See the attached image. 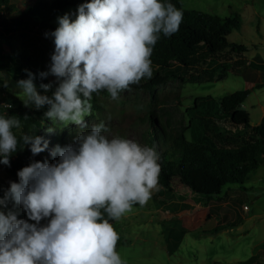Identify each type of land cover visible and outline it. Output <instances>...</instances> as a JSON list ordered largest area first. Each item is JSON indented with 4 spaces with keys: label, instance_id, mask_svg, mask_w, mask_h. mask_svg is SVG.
Instances as JSON below:
<instances>
[{
    "label": "clouds",
    "instance_id": "1",
    "mask_svg": "<svg viewBox=\"0 0 264 264\" xmlns=\"http://www.w3.org/2000/svg\"><path fill=\"white\" fill-rule=\"evenodd\" d=\"M77 13L75 20L59 17L51 33V64L40 73L55 77L51 96L37 91L32 73L16 85L25 107L47 106L44 116L53 125L48 133L58 125L87 129L94 94L106 91L117 100L151 79L161 34L172 36L183 21V12L168 0H90ZM40 87L49 92L53 83ZM20 128L17 117L0 116V164L10 165L20 140L33 155L48 149L42 136L18 140L13 130ZM106 131L103 122L95 124L72 144L57 145L51 152L59 158L55 162L35 161L18 171L19 182L10 184L0 206L10 199L28 219L0 211V264H125L117 250L119 233L109 221H119L135 204L145 206L159 190L160 157L152 147L109 138Z\"/></svg>",
    "mask_w": 264,
    "mask_h": 264
},
{
    "label": "rangeland",
    "instance_id": "2",
    "mask_svg": "<svg viewBox=\"0 0 264 264\" xmlns=\"http://www.w3.org/2000/svg\"><path fill=\"white\" fill-rule=\"evenodd\" d=\"M13 1L10 10L5 5L1 8L3 11L0 18L19 15L20 10H25L34 2ZM181 3L186 9L221 17L233 11L239 12L240 26L238 29H232L227 34V39L246 45V50L240 57L242 64L220 74L219 62L223 60V57H220L205 66L206 71L211 72L209 81L180 83L172 78L156 85V95L159 98H168L164 103L156 105H153L154 100L144 89L131 88L130 91L122 92L117 100H113L106 91L102 92L98 96L100 108H92V115L86 118L88 128L58 125L55 132L46 131V140L49 142L47 150L52 149L53 138L60 136L72 141L78 133L87 132L93 125L101 122L106 125L107 131L104 134L109 138L118 136L142 144L144 130L151 125V121L149 116L140 119V115L148 111L154 114V122H162L176 129L187 125L190 120V128L185 130L187 137H190V131L192 134L204 133L198 115L206 116L207 112L203 107L187 110L193 106L192 100L195 96H209L207 103L215 109L217 100L223 94L250 87L254 82L261 80L259 70L251 68L247 62H256L255 55L264 62V0H181ZM79 6L65 7L57 12L52 18L54 25L59 27L58 18L65 14L75 20ZM30 31L26 34H32V30ZM21 40L16 38L10 43L19 46L22 45ZM38 43L39 66L35 72L25 73L26 76L18 73L8 76L0 64V74L3 76L0 79V116L7 118L10 115L6 109L8 106L4 104L9 102L8 98L16 100L13 104L9 103L10 108L16 109L19 102V107H23L25 112L21 116L17 113L16 116L21 120V128L13 131L19 138L24 135H36L40 128L46 130L53 127L44 114L39 116L36 113L34 105L25 107V98L18 95L21 90L16 86L17 81L27 79L29 73L34 75V83L36 80H45L48 83L55 81V77L51 75L40 76V73L49 70L51 55L43 40ZM5 84L7 86H4ZM35 85L38 90L40 86L36 83ZM172 93H176L177 97L171 98ZM241 107L247 110L250 124L258 123L264 116V85L250 89ZM216 111L215 109L211 112L214 115H211L213 120H217ZM25 116L29 119L25 120ZM34 122H37V125ZM212 137L216 142H237L231 139L230 134L223 133L221 139L217 135ZM19 145L29 155L40 159L43 157L42 153L33 155L30 145H23L22 140ZM18 154L20 156V150H17ZM257 158L258 165L244 178V187L229 184L230 188L226 189L219 200L202 199L198 195L200 183L190 190L179 180H174L171 191L159 188L152 193L145 206H133L131 212L119 221H113L112 224L120 237L117 250L125 264H239L251 254H258L259 262L264 264V158L261 153L257 154ZM0 177L8 185L19 182L18 178L10 177L1 168ZM219 222L233 225L213 233L204 232ZM47 223L48 220L43 225ZM177 234L179 237L175 239Z\"/></svg>",
    "mask_w": 264,
    "mask_h": 264
},
{
    "label": "trees",
    "instance_id": "3",
    "mask_svg": "<svg viewBox=\"0 0 264 264\" xmlns=\"http://www.w3.org/2000/svg\"><path fill=\"white\" fill-rule=\"evenodd\" d=\"M90 0H34L25 10H20L19 15L0 18V64L8 76L21 74L25 75L30 71L35 72L39 66V43L43 40L49 54L54 52V37L51 33L57 28L52 18L65 7L79 6ZM176 8L183 12V21L179 30L170 37L161 34L154 47L151 59L153 75L151 79H143L139 84L132 85L134 89L147 90L154 100L153 105L164 103L168 98H159L154 90L156 85L165 83L169 79H177L180 83L209 81L211 72L206 71L205 66L212 60L223 57L220 61L219 73L236 68L243 60L241 53L246 50V45L227 39V34L232 29H238L241 22V15L237 11L226 16L202 13L193 9L183 7L181 0H168ZM8 10L13 7V0H0ZM32 34H26L27 31ZM21 38L22 45H12V40ZM258 59V56H254ZM247 64L261 72V80L254 82L252 86L235 89L223 94L217 100L215 106L217 120H213L214 107L208 105L209 96H195L192 100L193 108L203 107L207 112L206 116L198 115V120L202 124L204 133L197 132L190 137L185 135V130L190 128V120L187 125L180 129L167 126L162 122H154V114L151 111L140 115V119L149 116V125L143 134L142 146L146 145L154 148L159 154L158 163L161 166L159 175V188L171 191L174 180H179L183 186L192 190L197 183H200L198 195L204 200H219L229 189V184L244 187L243 181L246 175L258 165L257 154L261 153L264 158V116L258 123H249L247 110L241 107V103L249 93L250 89L264 85V63L249 61ZM26 76V75H25ZM37 86L48 84L45 80H36ZM49 92H44L40 87L37 91L41 95L51 96L56 84ZM0 87L2 85L0 84ZM102 93V92H101ZM98 96L94 94L91 101L93 109H99ZM176 98V93H172L171 98ZM208 97V98H207ZM10 104L16 100L8 98ZM9 112L7 118L21 116L25 113L19 107L6 108ZM47 111V106L37 110V114L43 115ZM212 115V117H211ZM219 118V119H218ZM37 125V122H34ZM205 131H207L205 133ZM209 131L212 133L209 134ZM230 134L231 139L236 143L216 142L212 137L217 135L219 139L222 134ZM36 136H42L46 140L45 129H38ZM17 138L19 136L17 135ZM51 150L42 152L43 157L29 155L18 143L17 150L10 156V165L0 164V168L10 177L18 178V171L29 166L35 161H47L53 163L58 160L51 152L57 145L65 147L73 143L62 139L60 136L53 138ZM231 141V140H230ZM10 185L0 177V198L8 192ZM225 188V190H223ZM135 204L133 206H137ZM209 207V206H208ZM0 210L7 214L14 212L18 219L27 220L28 217L22 206L15 204L12 200L7 201V206H0ZM105 218H107L105 214ZM42 220L41 225L46 221ZM114 220L109 222L112 224ZM29 223H34L29 221ZM233 224L216 223L204 232L213 233L232 226ZM181 235V234H180ZM179 234L175 235L178 239ZM120 243V242H118ZM239 264H261L258 254H251Z\"/></svg>",
    "mask_w": 264,
    "mask_h": 264
},
{
    "label": "built area",
    "instance_id": "4",
    "mask_svg": "<svg viewBox=\"0 0 264 264\" xmlns=\"http://www.w3.org/2000/svg\"><path fill=\"white\" fill-rule=\"evenodd\" d=\"M2 7H4V5L0 3V13H2V11H3V10L1 9ZM4 104H5L6 106H9V103H4ZM244 208H245V206H244Z\"/></svg>",
    "mask_w": 264,
    "mask_h": 264
},
{
    "label": "crops",
    "instance_id": "5",
    "mask_svg": "<svg viewBox=\"0 0 264 264\" xmlns=\"http://www.w3.org/2000/svg\"><path fill=\"white\" fill-rule=\"evenodd\" d=\"M255 56H257V55H255ZM259 60H260V58H259V56H258V59L256 60V62L258 61L259 62ZM260 62H262V61H260ZM262 63H264V62H262ZM252 68V67H251ZM260 72V71H259ZM264 72V71H263ZM260 77H261V72H260Z\"/></svg>",
    "mask_w": 264,
    "mask_h": 264
}]
</instances>
